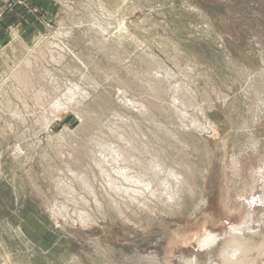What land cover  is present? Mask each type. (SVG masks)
I'll use <instances>...</instances> for the list:
<instances>
[{"label":"rangeland","instance_id":"rangeland-1","mask_svg":"<svg viewBox=\"0 0 264 264\" xmlns=\"http://www.w3.org/2000/svg\"><path fill=\"white\" fill-rule=\"evenodd\" d=\"M0 264H264V0H0Z\"/></svg>","mask_w":264,"mask_h":264},{"label":"bare ground","instance_id":"bare-ground-1","mask_svg":"<svg viewBox=\"0 0 264 264\" xmlns=\"http://www.w3.org/2000/svg\"><path fill=\"white\" fill-rule=\"evenodd\" d=\"M148 189H150V188H148ZM170 192H171V191H170ZM168 193H169V192H168ZM171 194H172V193H171ZM170 197H171V200H173V198H172L173 196L171 195ZM173 201H175V200H173ZM175 202H176V201H175ZM175 202H174V203H175ZM235 260H236V259H235ZM231 262H232V261H231Z\"/></svg>","mask_w":264,"mask_h":264}]
</instances>
